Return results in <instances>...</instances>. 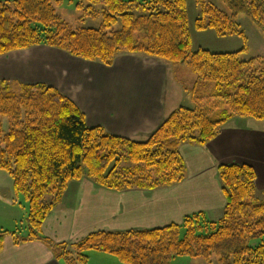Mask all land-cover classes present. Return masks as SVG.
<instances>
[{"label":"trees","instance_id":"trees-1","mask_svg":"<svg viewBox=\"0 0 264 264\" xmlns=\"http://www.w3.org/2000/svg\"><path fill=\"white\" fill-rule=\"evenodd\" d=\"M87 1L88 15H102L99 27L73 29L53 0H0V57L45 44L111 66L120 53H141L189 67L196 79L184 88L195 105L178 107L138 141L89 126L79 106L53 86L0 80V171L12 178L16 197L28 203L26 229L0 232V251L10 235L15 244L43 242L65 264H88L90 250L114 255L124 264H172L181 257L210 260L213 255L220 264H264V191L256 195L257 173L246 163L218 167L226 201L218 220L196 212L181 223L101 230L70 244L43 234L47 216L70 181L87 176L117 191L171 186L187 176L182 143L205 145L235 116L264 121V56L241 58L247 44L233 52L193 50L187 0ZM222 2L232 15L203 4L199 30L247 41L235 19L241 13L264 27V0ZM77 7L84 5L78 2ZM118 23L121 27L113 29Z\"/></svg>","mask_w":264,"mask_h":264},{"label":"crops","instance_id":"crops-1","mask_svg":"<svg viewBox=\"0 0 264 264\" xmlns=\"http://www.w3.org/2000/svg\"><path fill=\"white\" fill-rule=\"evenodd\" d=\"M181 67L127 52L107 66L40 44L2 55L0 80L53 86L79 106L89 126H102L112 134L144 141L175 109L189 106L192 98L185 91L189 85L182 81L185 73ZM180 152L187 176L171 186L117 191L87 176L70 181L63 199L47 216L43 234L55 242L70 244L101 230L181 223L196 212L218 220L226 202L218 173L220 164L253 166L257 191H264V121L235 116L210 142H184ZM6 175L0 179H7ZM9 203L17 205L19 201ZM0 264L65 263L41 241L15 244L8 235L0 251Z\"/></svg>","mask_w":264,"mask_h":264},{"label":"rangeland","instance_id":"rangeland-1","mask_svg":"<svg viewBox=\"0 0 264 264\" xmlns=\"http://www.w3.org/2000/svg\"><path fill=\"white\" fill-rule=\"evenodd\" d=\"M54 2L56 0H53ZM80 2L84 8H78L77 3ZM213 3L221 9L227 11L230 15L232 12L222 2V0H187V11L189 19V28L192 39V49L200 48L210 50L212 52H233L241 50L246 44L248 50L241 53V58L250 59L253 57L264 56V27L254 22L246 13L236 16V21L240 28L245 32L247 41L240 35L220 36L214 29L199 30L196 27V20L201 14L203 4ZM87 0H60L55 2L57 13L64 19L73 29L81 27H99L102 24V15L92 17L88 15L86 10ZM120 23L116 24L113 29H119ZM181 66V65H179ZM181 77L182 81L191 86L196 79L195 73L187 66H183ZM191 100V99H190ZM187 101L186 103H188ZM188 107H193L195 103L190 101ZM7 173L0 171V176ZM7 176V175H6ZM261 192L257 191L256 195L261 197ZM15 200L19 204H11ZM47 202L52 200V195L48 193L45 197ZM22 205V206H20ZM28 203L21 195L19 198L14 196L13 180L8 175L7 179H0V232L3 231H21L27 227ZM264 240V237H263ZM259 240H253L251 244L259 243ZM88 264H124L116 256L98 251L90 250L87 252ZM172 264H220L219 257L213 255L210 260L202 257H181L177 258Z\"/></svg>","mask_w":264,"mask_h":264}]
</instances>
